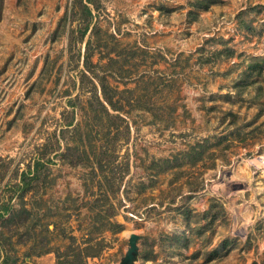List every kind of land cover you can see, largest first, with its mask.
Here are the masks:
<instances>
[{
    "label": "rangeland",
    "instance_id": "obj_1",
    "mask_svg": "<svg viewBox=\"0 0 264 264\" xmlns=\"http://www.w3.org/2000/svg\"><path fill=\"white\" fill-rule=\"evenodd\" d=\"M6 205L0 264H264V0H0Z\"/></svg>",
    "mask_w": 264,
    "mask_h": 264
},
{
    "label": "trees",
    "instance_id": "obj_2",
    "mask_svg": "<svg viewBox=\"0 0 264 264\" xmlns=\"http://www.w3.org/2000/svg\"><path fill=\"white\" fill-rule=\"evenodd\" d=\"M86 9H87V11L90 13V9H89V7L86 5ZM22 183L23 184H26L27 183V179L24 177L23 178V180H22ZM8 209H9V207L6 205V206H4V209H3V211L0 213V216H3L7 211H8ZM99 247H95V250L96 249H98ZM73 249L75 250V251H73L74 253L72 254L73 255V257H72V255H71V257H70V264H84V260H85V258L88 256V255H90V254H95L94 252L95 251H93V249H91L90 247H86V251L83 253V254H81V252H80V250H82L81 249V247L80 246H78V245H75L74 247H73ZM91 249V250H90Z\"/></svg>",
    "mask_w": 264,
    "mask_h": 264
},
{
    "label": "water",
    "instance_id": "obj_3",
    "mask_svg": "<svg viewBox=\"0 0 264 264\" xmlns=\"http://www.w3.org/2000/svg\"><path fill=\"white\" fill-rule=\"evenodd\" d=\"M137 235L135 233H131L129 236V246L127 247L125 256H124V261L129 262L133 259L137 252Z\"/></svg>",
    "mask_w": 264,
    "mask_h": 264
}]
</instances>
